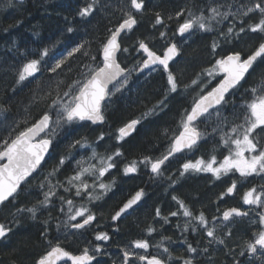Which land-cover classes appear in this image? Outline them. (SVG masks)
<instances>
[{
	"label": "trees",
	"instance_id": "trees-1",
	"mask_svg": "<svg viewBox=\"0 0 264 264\" xmlns=\"http://www.w3.org/2000/svg\"><path fill=\"white\" fill-rule=\"evenodd\" d=\"M91 2L92 0L34 1L26 4L18 17L2 21L0 106H3L5 110L0 111V141L8 137L9 133L14 137L19 131L38 121L45 112L49 113L54 122L57 117L55 109L50 108L52 101L57 98L58 92L63 96V92L67 90V84L74 80H82V73H87L89 68L102 66V45L111 35L109 30L114 31L127 18V12L133 13L137 23L131 31H126L120 38L121 51L118 61L129 71V78L127 85L119 91L113 92L114 94L105 102L103 106L104 124L92 126L91 123L82 121L63 124L57 128L56 135L52 138L51 153L48 154L42 166L28 179L27 183L21 186L19 194L14 200L11 199V203L7 202L1 206L0 223L10 227L12 231L0 248V264H32L34 257L41 250L42 239L40 236L44 234L43 224L45 221H49L52 227L54 222L66 217L69 206L65 205L61 199L58 200V203L54 201L50 208L39 209L41 213L35 219L30 220L31 217L26 216L25 220L22 219L21 225L15 226L13 219L15 220L17 213H24L17 212L18 208H39L38 202L42 201V189L44 191L48 189L47 192H49L50 187L55 192L54 196L50 195L54 199L64 197L65 200L73 199L74 201L76 198L73 206L77 205L80 200L78 196H75L76 189L71 188L69 192L64 190L71 187L68 184V179L74 176L81 167L89 168L94 165L99 169L102 166L101 158L112 155L117 149L123 155L114 157L116 167L101 177L106 181H112V186L110 190L100 196L101 199L97 200V204H94L93 213L96 219L85 230H82V233L72 232L67 236L81 235L95 239L97 233L105 232L108 234L109 240H95L107 247L122 246L131 235L129 237L131 239L146 238L147 229L152 227L155 229L153 232L155 236L146 238L150 244L151 252L156 251L152 248L157 241L170 237V241L164 240L168 241L171 248H178L175 257L185 255L187 244L184 241L187 240L197 248V253H193L195 258L193 264L202 263L205 259H210L208 262L213 264H232L238 259L241 251L245 252L246 244L252 240L253 233L250 232L249 223L241 222L231 235H221L219 233L220 226L216 225L217 236L228 237L227 242L225 244L216 242L209 244L210 238L205 235L197 221L193 220L189 230L183 231L184 224L180 219L183 209L179 207L176 200H173V196H175L178 200L184 201L195 215L203 212L206 217V213L210 212V214L213 213L210 217L216 216V211L224 202L219 199L221 196L218 193L221 186L222 190L223 187L228 186V178L218 181L207 177L204 172L185 173L184 176H180L182 165L190 158L189 151L175 155V158L173 156L162 167L166 182L158 176L151 175L149 168H143L133 174H124V167L133 160L140 161L145 156L156 159L166 154L172 139L181 130V121L186 118V112L189 113L198 98L192 99L189 94L176 91L168 94L165 105L157 108L155 114L149 115L146 119L143 118L144 113L164 99L168 85L167 73L161 68L143 75L136 74L144 59L143 54L138 51V46L139 41L143 40L151 50L161 54L169 44L176 43L181 54L180 58L171 65L170 70L176 74L180 86H187L205 70V67L212 68L217 59L229 53L239 51L242 56L251 54L261 42H264V36L246 30L244 33H240L239 38L234 37L231 43H227L225 35L222 36V33H226V26L222 21L221 24L215 25L212 33L191 34V36L185 37L188 39L186 40L177 32V28L187 19L186 12L191 4L179 1L174 3V0H167V2L160 0V2L153 3L147 1L144 4L146 7L138 13L131 8L130 0H97L92 13L81 17L80 9ZM181 12L183 15L178 17L177 13ZM157 13H160L162 24H156L155 15ZM168 16L171 17L170 20ZM68 28H72L73 31L69 32ZM219 31H221L220 35L217 36L216 33ZM162 32L165 33L163 37L160 35ZM218 39H220L218 43L222 44L216 52H213L212 44ZM81 44L84 45L81 52L70 57L61 69L56 73L49 71V68L54 66L57 60L66 57L72 48ZM124 48H128L129 51H122ZM45 49L48 50V55L41 60ZM84 52H87L88 55H84ZM93 57L96 59L93 60ZM32 59L41 60L40 71L34 77H29L26 81L17 84L18 72L24 64ZM252 69L242 83L228 94L227 103H223L218 108L220 110L219 117L215 115V118L209 123L202 119L198 121V129L203 134L209 132V136L206 134L205 137H202L192 150L195 153L192 158L205 159L213 155L216 158H222L227 153L228 149L222 145L220 140V131L221 129L223 131L226 128L230 129L231 126L243 122L245 104L252 98L251 89L258 87L264 78V61L258 60ZM218 80L219 77L213 85ZM60 81L64 83L58 89L57 84ZM63 99L67 101L69 98L63 97ZM215 113L217 114V111L213 114ZM133 119L140 120L138 129L131 136L118 140V129ZM17 125L19 126L17 127ZM214 128L217 131L214 132ZM101 133L104 136L102 140L98 139ZM76 141H82L84 146L77 144L75 147H69ZM61 157L65 158V163L59 167V171L55 175L50 176L49 173L58 165ZM89 175L92 180L96 177L100 178L95 171ZM89 175L86 173L82 179H86ZM261 177L260 175L258 177L253 175L252 179L250 177L251 186L261 187L264 185V177L262 179ZM211 185L213 186L211 187ZM139 188H144V197L134 208L133 213L135 214L130 218L132 221L125 220L124 216L116 224H113L111 221L113 214L123 205V202L125 203L135 192L139 191ZM62 203L63 205H61ZM59 205L61 206L58 207ZM224 207L223 205L222 209ZM157 209H160L161 217H170L171 212H178V220L173 222L175 220L171 218V223L158 224L155 216ZM192 226L197 227L196 232L191 230ZM123 234L126 237H123ZM172 242H177L178 245L172 246ZM205 247L208 248L207 253L202 251ZM229 248L234 249L229 252ZM169 251L172 252L171 249ZM231 255H234L232 261L229 259ZM95 264H108V262L103 258L97 260Z\"/></svg>",
	"mask_w": 264,
	"mask_h": 264
},
{
	"label": "snow or ice",
	"instance_id": "snow-or-ice-1",
	"mask_svg": "<svg viewBox=\"0 0 264 264\" xmlns=\"http://www.w3.org/2000/svg\"><path fill=\"white\" fill-rule=\"evenodd\" d=\"M97 0H92L85 7L81 8L79 15L86 17L90 15L94 9ZM130 6L136 12H140L144 8V0H130ZM220 7H211L209 9L211 15L205 16L203 13L196 16L193 13H189V18L184 20L182 24H179L177 32L183 36L189 33L193 29H199L201 31H211L212 21H216L217 17L221 19H227L230 15L244 16L247 17L250 13L259 12L260 19L257 23L250 24L248 30L252 33L264 34V0H256L253 6H241L236 13L230 11L231 5H228L229 11H220ZM183 13H177V16H182ZM127 18L113 31L108 37L106 43L102 45L103 61L102 66L95 68H89L87 73H82V80H74L67 84V90L63 92V96L57 93V98L52 101L50 108L56 111V120L53 122L52 117L48 112H45L41 118L33 123L31 126L24 128L19 131L14 137L9 133V136L0 141V161H6L0 163V205H5V202L11 203L9 198L13 200L19 194L18 190H21V185L28 182V178L42 166V161L45 159V154L48 152L50 145L52 144V138L56 135L57 128H60L63 124H73L82 121H91L93 124L102 123L105 119L103 114L102 102L106 98L110 97L113 93V89H110L109 84L113 85L115 91H119L120 87L127 83V77L124 76L125 69L120 66L117 62L116 55L121 51L120 44L118 43V36L124 30L131 31L133 26L137 23V20L131 12L126 13ZM171 19V17H169ZM163 21L160 18L159 13L156 14V24H162ZM243 24V20H241ZM69 32L73 31L72 28L67 29ZM246 29L240 27L239 32L235 33V37L239 38L240 33H244ZM161 37L165 33L160 34ZM227 38L233 35V27L227 29V33H222ZM84 45L81 44L74 47L67 53L66 57L57 60L54 66L49 68V71L56 73L61 69L70 57H73L75 53L81 52ZM218 47L214 41L212 44L213 52ZM139 50H142L146 54V59L143 60L142 68H149L152 65H160L163 70L167 73V91L164 99L159 101L152 109L143 114V118H147L149 115L155 114L156 109L165 105L168 99V94L174 93L178 90L179 83L176 74L169 69V62L179 55V49L175 43L170 44L163 51L162 55H158L155 51L151 50L145 41H139ZM122 51L127 52L128 49L124 48ZM88 55L87 52L83 53ZM48 55V50L45 49L42 53L41 60L44 56ZM93 60L96 58L93 57ZM41 60L32 59L23 65L22 69L17 74L16 83L20 84L26 81L29 77H34L37 72L40 71ZM264 61V42H261L258 47L246 58L242 56L239 51L229 53L228 55L217 59L211 69L205 70L208 76L218 75L223 73V79L212 88L207 95H201L191 109V112H186V118L181 121V130L178 135H175L172 139L166 154L160 158L152 159L151 157L145 156L142 160H133L130 164L126 165L123 169L124 174L136 173L138 171V165L143 164L145 167H150V171L155 176L163 175L162 166L169 157L175 153L183 152L185 149L192 150L198 145V141L202 139L203 133L197 130L193 125V122L198 117L208 113L209 109L216 105L227 103L225 99L226 93L231 89H236L249 73V70L253 68L254 64L258 61ZM88 67V66H86ZM71 69L69 68V71ZM123 77V79H120ZM63 81L58 82L57 88L63 84ZM193 84H197L198 81L194 80ZM51 95V93H49ZM252 98L245 104V114L243 117V123L237 124L231 127L230 132H222L220 140L222 145L228 149V155L223 157V160L219 162L218 166L215 155L211 156L208 161L198 159L194 163L188 161L182 165V171L180 176H184L188 172H210L216 179H220L222 175L229 173H239V178L247 180L253 175H264V78H262L258 87L251 89ZM63 97L69 99L65 101ZM3 106H0V111H4ZM217 116L220 115V110L217 109ZM54 123V127L52 126ZM140 123L139 119H133L124 127L118 129V140H123L129 135L130 131ZM19 125H17L18 127ZM14 131V130H13ZM213 131H217L216 128ZM222 131V129H221ZM43 134V135H42ZM103 133H101L98 139H103ZM86 139V138H85ZM77 144L84 146L82 141H76L75 144L69 147H75ZM247 153V155H246ZM123 154L117 149L112 155L106 158H101V167L96 169L94 165L89 168L81 167L74 176L68 179V184L71 186L65 188V192L71 191V188H75V196L87 195L89 202L92 200H99V195L93 196L88 190V183L82 179V177L88 173L97 172L99 177H102L110 169L116 167L114 157H120ZM95 156V153H94ZM65 163V158L61 157L59 163L53 168L49 175H55L59 171V167ZM75 182H79L78 184ZM63 186V185H61ZM43 187V185H41ZM110 185H106L103 182L99 184V188L105 192L110 190ZM237 188V183L234 180L226 190V193L221 194V198L225 194H231ZM261 191L257 192L256 187L250 188L243 195V203L246 205H256L264 208V185L261 186ZM143 191L136 192L135 196L129 199L123 206L112 216V220L115 221L125 214L133 205L143 196ZM54 196L55 192L51 190L49 193H45V199L38 203L44 207L51 202L49 197ZM62 201L67 203L68 208V221L65 222L66 227L73 229H83L96 219L95 214L86 207H77L73 210L74 201L71 199L65 200L64 197H60ZM173 200H176L179 207L183 209V216L188 217L189 220L185 223L183 231L187 232L189 227L192 225V221H197L199 227L203 229L205 235L210 238L208 243L212 244L216 242L218 244H225V240L216 234L215 227H209V222L205 217L204 213L201 212L199 215H195L182 200H178L177 197L173 196ZM28 212L32 218H36L37 208H24L17 209V212ZM63 211V208H61ZM156 215L160 216V209L156 210ZM171 216H177L178 212H171ZM248 213L241 211L238 208H230L223 212V221H230L233 217H245ZM259 215V230L253 233L254 239L246 244L247 251L251 254H256L258 251L264 255V212L258 213ZM77 217H81L82 220L77 223H69L70 221L77 220ZM167 223V217H163ZM45 223H47L45 221ZM59 227V226H58ZM179 227V225H177ZM193 232L197 231V227L192 226ZM12 229L5 224L0 223V239L7 238L8 234ZM149 235L155 231L154 228L149 227L147 229ZM227 235H231L230 232ZM95 239L98 241H107L109 236L105 232H99L96 234ZM164 239L171 240L170 237ZM187 244L186 251L188 253H197V248L193 247L187 240L184 241ZM135 249H142L147 251L150 244L147 240L138 239L132 242ZM158 248H163V253L168 254L167 260L157 255H139L134 251L125 249L123 252V264H131V258L135 257L139 261L146 262V264H167L168 260L176 259L182 262V264H193L191 258L175 257L173 258L169 249L163 246V243L157 245ZM95 252L100 253L101 248L97 246L94 249ZM203 252L207 253L208 248L205 247ZM240 255H244L241 251ZM67 258L72 264H90L93 260V256L89 255L88 249L85 248L81 255H72L64 248L60 247L59 243L55 247H52L44 256H41L36 264H56V261Z\"/></svg>",
	"mask_w": 264,
	"mask_h": 264
},
{
	"label": "rangeland",
	"instance_id": "rangeland-1",
	"mask_svg": "<svg viewBox=\"0 0 264 264\" xmlns=\"http://www.w3.org/2000/svg\"><path fill=\"white\" fill-rule=\"evenodd\" d=\"M199 3V4H198ZM221 5H223L224 7H220V11H229V8H228V5H231L232 7L230 8V11L232 12V13H236L237 12V10L238 9H241V6L243 5V6H248V7H250L251 6V2H249V0H206L204 3H201V2H197V3H193V4H191L190 5V7H189V10H188V12H187V14H186V16H188L187 17V19L189 18V13L191 12V13H193V14H195L196 16H199V15H201V13H203L205 16H209V15H211V13H210V11H209V9L211 8V7H218V6H221ZM12 7V5L9 3V1L7 0V1H5V2H3V7H2V11H4V10H9L10 8ZM242 10V9H241ZM252 15H251V13L247 16V17H244V16H240V15H236V16H232V15H230L227 19H221L220 17H217V20H219V23L218 24H221V22L222 21H224V25L226 26L225 27V31H226V33H227V29L231 26V27H233V35L232 36H228L227 38L224 36V35H222V36H224V38H226V41H227V43L228 42H232L233 40H234V37H235V33L236 32H239V29H240V27H244L246 30H248V27H249V25L250 24H254V22H253V20H252V17H251ZM241 20H243V24H241ZM215 25H217V22L216 21H212V30L211 31H201V30H199V29H193V30H191L189 33H187V37L188 36H191V34H197V33H202V34H205V33H212L213 32V29L215 28ZM249 31V30H248ZM221 31H219V32H217L216 34H217V36H219ZM261 35H263L264 36V34H261ZM186 37V36H185ZM186 37V38H187ZM185 38V39H186ZM186 40H188V39H186ZM220 41V39H218L217 41H216V43H217V45H218V47L216 48V50H215V52L217 51V49H219V47H220V45L222 44V43H218ZM128 49V48H127ZM129 51V50H128ZM127 51V52H128ZM208 69H211V68H209V67H205V70H208ZM155 70H157V69H155ZM203 71V72H201L200 74H198L196 77H195V79L194 80H196V81H198V83L197 84H193L192 82L194 81H192L191 83H189L187 86H180V84H179V87H178V90L177 91H180V92H182V94H189V96L193 99L194 97H200L203 93H205V92H207L208 90H210L212 87H213V83L217 80V77H219V78H221V75L220 74H218V75H214V76H208L207 75V72L206 71ZM128 78H129V76H127V80H128ZM127 85V83L125 84V85H123V86H120V85H117L118 87H120V89H122L123 87H125ZM113 92L115 93V92H117V91H115V89L113 88ZM171 94V93H170ZM215 115L217 116V114L215 113V114H213L212 115V119H214L215 118ZM209 122H211V121H208V123ZM243 123V122H242ZM55 126V125H54ZM53 126V127H54ZM234 126V125H233ZM232 127V126H231ZM231 129V128H230ZM230 129H228V128H226L224 131L222 130V131H220V134H222V132H230ZM202 132V131H201ZM206 134L209 136V132L207 133V132H205L204 133V135H203V137H205L206 136ZM262 142H264V141H262ZM189 156H190V158H188V161H192L193 163L196 161V160H198V159H202V158H192V157H194L195 156V153H194V151H189ZM225 155H228V151H227V153L225 154ZM225 155H223V157L225 156ZM246 155H247V153H246ZM223 157L221 158V157H217L216 158V161H217V164H215V165H213L214 167H216V166H218V164H219V162L220 161H222L223 160ZM211 158V156H208L207 158H205V159H203V160H205V161H208L209 159ZM187 161V162H188ZM131 163V162H130ZM130 163H128V164H130ZM128 164H126V165H128ZM143 168H149V170H150V167H145L143 164H139L138 165V170H141V169H143ZM97 169V168H96ZM97 173V172H96ZM188 173H194V172H188ZM205 174H206V176L207 177H209V178H214V179H216V177L215 176H213L212 175V173H210V172H204ZM87 175H89L88 173H87ZM262 177H261V179L264 177V175H261ZM159 178H161L162 180H164L165 182H166V180L167 179H165L166 178V176L163 174L162 176H158ZM224 178H228L227 180H229V184H228V186H230L231 184H232V182L235 180L236 181V183H237V189H241V188H245V191H248L250 188H252V186H251V184H250V177L247 179V180H242V179H240L239 178V173H235V174H233V173H229V174H227V175H222L221 176V178L220 179H216V180H218V181H221V180H224ZM83 180H85L87 183H88V185H89V192L93 195V196H97V195H99V196H101L105 191L103 190V189H100L99 188V184L101 183V182H103L104 184H106V185H110V186H112V181H106V179H102L101 177L100 178H98V177H96V179L95 178H93V180H92V177L89 175L86 179H83ZM257 188V192H260L262 189H261V187H256ZM47 190L48 189H46V191H44V189H42V201L45 199V193H49V192H47ZM29 191H31V190H29ZM241 197L243 196V195H240ZM49 199H50V203L47 205V207H49L50 208V206L52 205V203L54 202V201H56V203H58V200H60V198H56V199H54L52 196H50L49 197ZM73 200V199H72ZM76 200V198H74V201ZM79 200H80V202L79 203H77V205H74L73 206V210H75V208H77V207H81V206H83V207H86V208H88V209H90L91 210V212L93 213V211H94V204H97V200H92L91 202H89V200H88V198H87V195L86 194H84V195H82V196H79ZM61 205H63V203L61 204ZM61 205H59L58 207H60ZM65 205H67V203H65ZM47 207H44V206H42V205H40L39 206V208L38 207H36L37 208V213H36V216H38L39 215V213H41L40 211H39V209H41V208H47ZM250 210H251V213L252 214H256L257 215V220H255L256 221V223L259 225V215H258V213H261V212H264V208H261V207H259V206H256V205H251L250 206ZM21 213V212H20ZM162 214V213H161ZM25 216V217H24ZM26 216L27 217H31V219L30 220H33V218H32V216H31V214L30 213H28V212H24V213H21V214H18L17 213V217L15 218V220L13 219V225H15V226H18V225H21V223H22V221L23 220H25L26 219ZM156 218H158V216L156 217ZM167 218H169V219H171V218H174V220H175V222L178 220V217L177 216H170V217H167ZM23 219V220H22ZM180 219L182 220V223L185 225V223L189 220L188 219V217H184L183 216V214L180 216ZM82 220V218L81 217H77V220H75V221H70L69 223H77V222H79V221H81ZM156 220H158V219H156ZM172 220V219H171ZM66 221H68V213H67V215H66V217L65 218H61L60 220H58V222H54L52 225V227L50 226V222L49 221H47V223H44L43 225L45 226H47V227H49V230L52 228V230H50V234L51 233H53L52 235H63V236H67V235H70V234H72V232H74V233H76V234H78V231L77 232H75L76 230L75 229H73V228H71L70 226L69 227H66L65 226V222ZM174 222V221H173ZM245 222H248V220H246ZM158 223H160V224H162L161 222H159L158 221ZM59 226V227H58ZM219 226V225H218ZM228 226V229H230V227H229V224L228 225H226V227ZM51 227V228H50ZM87 227H85L84 229H86ZM153 236H155V234H153V233H151V235H149V233L147 232V237H153ZM146 237V238H147ZM146 238H140V239H144V240H146ZM224 240H225V242H227V238L228 237H222ZM138 240V239H137ZM161 243H163V246L164 247H167L168 249H171V253L173 254V258H175V252L177 253V251H178V248H171L170 247V244L168 245V241H166V240H164V239H161V240H159V241H157L155 244L156 245H153V247L154 248H152V249H156V251H154V252H151V253H154V254H156V255H158V256H161L162 258H164V259H166L167 260V255L168 254H165V253H163V248L161 247V248H158L157 247V245H160ZM175 246L176 247V245H178L177 244V242H172V246ZM149 249H150V247H149ZM227 249V248H226ZM230 250H229V252L231 251V249H234V248H229ZM228 250V249H227ZM170 252V251H169ZM171 254V255H172ZM182 257H186V258H191L192 260H193V263L195 262V258H194V256H193V253H188L187 251H185V255L184 256H182ZM201 258V257H200ZM229 259H231L230 261H232L233 259H234V255H231V256H229ZM204 262H202V263H198V264H213L212 262H208V261H210V259H205V260H203ZM167 264H182V262L181 261H179V260H176V259H172V260H168L167 261Z\"/></svg>",
	"mask_w": 264,
	"mask_h": 264
},
{
	"label": "flooded vegetation",
	"instance_id": "flooded-vegetation-1",
	"mask_svg": "<svg viewBox=\"0 0 264 264\" xmlns=\"http://www.w3.org/2000/svg\"><path fill=\"white\" fill-rule=\"evenodd\" d=\"M5 1H7V0H0V26H1L0 27V33L2 31L1 30L2 29V21L4 19L18 17L21 9L26 4L34 2V1H39V0H22V1L8 0L9 3L12 5V7L9 10L2 11L3 2H5ZM147 1L148 0H144V4ZM156 1L160 2V0H156ZM174 1H177V0H174ZM178 1L183 2V3L193 4V3H197L198 1L201 3H204L206 0H187L186 2H185V0H178ZM148 2H155V0L154 1L149 0ZM249 2H251V6H253V4L256 2V0H249ZM186 14H187V12H186ZM251 15H252L251 17H252L253 22L257 23L260 19V13L254 12V13H251ZM256 34L261 35V33H256ZM202 120H204V122H207V123H208V121H211L212 120V113L210 116H209V114L204 116L202 118ZM197 123L195 124V126H198ZM227 187H229V186H227ZM227 187H224L223 191H222V188L220 189L221 191L219 190L221 192V193H219V196H221L222 193H226ZM237 188L234 190L233 193L225 194L223 196V198L219 197V199L222 202L223 201L224 202L218 208V211H216V216L210 217V215H213V213L212 214H210V212L206 213L207 214L206 218L209 222V227H215L216 228V225H219L220 229H221L219 231V233L221 235L227 234L228 232H230L232 234L235 227L238 226L241 222H245L246 220H248L249 224L248 223L247 224L250 228L251 233L257 232L259 230L260 225H258L255 221V220H257V215L256 214L254 215L251 213L250 205L244 204L243 203V196L242 197L240 196V195H244V193L246 192L245 188H241V189H237ZM223 205H225L226 207H224L222 209ZM230 208L241 209V211L243 210L244 212H247L248 215L246 217H233L230 221H223V219H222L223 212L230 209ZM134 211L135 210L133 208V210H131L125 216V220H130L131 216L133 214H135V213H133ZM160 213H161V211H160ZM155 216L157 217L156 213H155ZM164 217H167V216H164ZM157 219H158L157 223H158V221L161 222L162 224H167L168 222H170V223L172 222L171 219L167 218L168 222L166 223L164 221L163 217H161V215L158 216ZM228 224H229L230 229H228V226L226 227V225H228ZM75 230H76L75 232L78 231V234H80V233H82V230H85V229L83 228V229H75ZM43 231H44V234L40 236L42 239L41 250L34 257L32 264H36V261L41 256H44L48 251H50L52 247H55L57 245V243H59L60 247L64 248L66 251L70 250V253L73 255H81L83 253L84 249L87 248L89 255H92L93 259H94V261L91 264H95L97 262V260H101L103 258L107 259L108 264H123V252L125 249L134 251L135 253H137L139 255H149V256L156 255L154 253H151V250H149V249L147 251H144L142 249H135L133 247L132 242L137 240V239L128 238V241L122 246L107 247L105 244H103L101 242H97L92 237L87 238V237L81 236V235H78V236H75V235H73V236L50 235L49 234V232H50L49 227H47L46 225L45 226L43 225ZM6 239H8V237L5 239H2V241L0 242V248L4 245V240H6ZM253 239H254V237L252 236V240ZM97 246H99L101 248L100 253H97L94 251V249ZM73 252H75V253H73ZM59 264H71V263L69 261H64V262H61ZM131 264H146V262L139 261L138 259L133 257V258H131ZM232 264H264V255H262L259 251L256 254H251L247 251V248H246L244 255L239 254L238 259L235 260Z\"/></svg>",
	"mask_w": 264,
	"mask_h": 264
},
{
	"label": "water",
	"instance_id": "water-1",
	"mask_svg": "<svg viewBox=\"0 0 264 264\" xmlns=\"http://www.w3.org/2000/svg\"><path fill=\"white\" fill-rule=\"evenodd\" d=\"M19 1H22V0H19ZM135 26V25H134ZM133 26V27H134ZM126 31H128V30H124V31H122L121 33H120V35L118 36V38H117V40H118V43L120 44V38L122 37V35L126 32ZM187 34V33H186ZM186 34H184L183 36H185ZM120 47H121V45H120ZM178 48V47H177ZM166 49V48H165ZM179 49V48H178ZM138 50H139V46H138ZM139 52H141L143 55H144V59H146L147 57H146V54H144L143 52H142V50H139ZM119 53L120 52H118L117 53V55H116V59H117V62L119 63V61H118V55H119ZM158 54V53H157ZM158 55H161V54H158ZM179 57H180V50H179V55L178 56H176L174 59H173V61H170L169 62V69H170V66L175 62V61H177L178 59H179ZM247 56H245L244 58H246ZM102 61H103V54H102ZM143 63V62H142ZM120 64V63H119ZM120 66L122 67V68H124L121 64H120ZM157 67H160V68H162L163 69V67L162 66H160V65H152V66H150L149 68H143V70H141V68H142V64L140 65V67L138 68V70H137V75H143V74H146V73H149L150 71H152V70H154V69H156ZM125 69V68H124ZM250 71V70H249ZM128 74V70L127 69H125V72H124V76H126ZM221 75H222V78L221 79H223V73H221ZM246 76H247V74H246ZM120 79H123V77H121ZM220 79V80H221ZM220 80H219V82H220ZM219 82H217L212 88H214V87H216V85L219 83ZM242 82V81H241ZM109 88H111V87H113V85L112 84H109V86H108ZM212 88L210 89V90H208L205 94H203V95H207V93L208 92H210L211 90H212ZM233 89H231V90H229V92L228 93H226V95H225V98H226V96L232 91ZM107 99L108 98H106V100L104 101V102H102V108H103V105L105 104V102L107 101ZM198 100H199V98H198ZM222 104H223V102H222ZM221 104V105H222ZM221 105H216V106H214L213 108H210L209 109V113L211 112V111H213V110H215V109H217L218 107H220ZM194 106V105H193ZM191 112V111H190ZM189 112V113H190ZM208 113H205L204 115H202V116H200V117H198L197 118V120H195L194 122H193V125L200 119V118H202L203 116H205V115H207ZM87 122H89V123H91L93 126H101L102 124H104V122H105V119H104V121L102 122V123H96V124H93L91 121H87ZM130 122V121H129ZM129 122H127L126 124H128ZM126 124H124L123 126H121V127H124ZM138 125L139 124H137L136 126H135V128L133 129V130H131L130 131V133H129V135L128 136H126L125 138H127V137H129V136H131L134 132H135V130L137 129V127H138ZM120 127V128H121ZM198 130V129H197ZM199 131V130H198ZM119 134V133H118ZM43 135V134H42ZM199 142V141H198ZM51 147H52V144L50 145V147H49V150H48V152L45 154V159H46V157L48 156V154L50 153V151H51ZM187 149H185L184 151H186ZM183 151V152H184ZM180 153H182V152H180ZM180 153H175L173 156H175V155H178V154H180ZM173 156H171V157H169V159H171ZM45 159H44V161H45ZM44 161H42V164L44 163ZM4 162H6V161H0V163H4ZM167 162V161H166ZM165 162V163H166ZM164 166V165H163ZM162 166V167H163ZM40 168V167H39ZM39 168L37 169V171L39 170ZM36 171V172H37ZM36 172H34L33 174H35ZM150 174L151 175H153L152 173H151V171H150ZM30 178V177H29ZM28 178V179H29ZM23 185V184H22ZM21 185V186H22ZM19 191V190H18ZM139 191H141V190H139ZM143 191V190H142ZM138 192V191H137ZM135 194H136V192L129 198V199H131L133 196H135ZM143 197V196H142ZM142 197H141V199H142ZM10 200L12 199V198H9ZM128 199V200H129ZM141 199L137 202V204H135V205H133V207L131 208V209H129L125 214H127L129 211H131L136 205H138L139 203H140V201H141ZM127 200V201H128ZM126 201V202H127ZM125 202V203H126ZM5 203H7V202H5ZM2 205H0V207H1ZM123 206V205H122ZM121 206V207H122ZM120 207V208H121ZM119 208V209H120ZM119 209L117 210V211H119ZM125 214H122L121 215V217L120 218H118L117 220H115V221H113L112 220V222L113 223H117ZM115 215V214H114ZM2 239H0V241H1ZM73 255V254H72ZM64 261H69L71 264H72V262L70 261V260H68L67 258H63V259H61V260H58V261H56V264H59V263H61V262H64ZM94 261V259L90 262V264L92 263Z\"/></svg>",
	"mask_w": 264,
	"mask_h": 264
},
{
	"label": "bare ground",
	"instance_id": "bare-ground-1",
	"mask_svg": "<svg viewBox=\"0 0 264 264\" xmlns=\"http://www.w3.org/2000/svg\"><path fill=\"white\" fill-rule=\"evenodd\" d=\"M148 1H149V0H148ZM153 1H154V0H153ZM155 1H156V0H155ZM161 1H162V0H161ZM168 1H169V0H168ZM172 1H173V0H172ZM177 1H178V0H177ZM186 1H187V0H185V2H186ZM163 2H164V1H163ZM166 2H167V0H166ZM198 2H199V1H198ZM109 3H110V2H109ZM118 3H119V2H118ZM145 3H146V2H145ZM152 3H153V2H152ZM152 3H151V5H152ZM156 3H157V2H156ZM168 3H169V2H168ZM174 3H175V1H174ZM178 3H179V2H178ZM162 4H163V3H162ZM198 4H199V3H198ZM183 5H184V4H183ZM154 6H155V5H154ZM154 6H153V7H154ZM174 6H175V4H174ZM144 7H146V6H144ZM185 7H186V6H185ZM150 8H151V7H150ZM175 8H176V7H175ZM177 8H178V5H177ZM181 8H182V7H181ZM181 8H180V9H181ZM147 9H149V8H147ZM158 9H159V8H158ZM185 9H186V8H185ZM119 10H120V9H119ZM151 10H153V9H151ZM176 10H179V9H176ZM183 10H184V9H183ZM147 11H148V10H147ZM120 12H121V11H120ZM134 12H135V11H134ZM140 12H141V11H140ZM155 12H156V11H155ZM155 12H154V13H155ZM160 12H161V11H160ZM175 12H176V11H175ZM179 12H180V11H179ZM182 12H183V11H182ZM138 13H139V12H138ZM147 13H148V12H147ZM132 14H133V13H132ZM143 14H144V13H143ZM152 14H153V13H152ZM165 14H166V13H165ZM146 15L148 16V14H146ZM159 15H160V13H159ZM144 16H145V15H144ZM147 16H146V17H147ZM153 16H154V15H153ZM155 16H156V15H155ZM163 17H164V16H163ZM168 17H169V16H168ZM172 17H173V16H172ZM149 18H150V17H149ZM135 19H136V18H135ZM163 19H164V18H163ZM8 20H9V19H8ZM8 20H7V21H8ZM169 20H170V19H169ZM10 24H12V23H10ZM13 24H14V23H13ZM146 24H147V23H146ZM170 24H171V23H170ZM147 25H148V24H147ZM0 27H1V26H0ZM5 27H6V26H5ZM5 27H4V28H5ZM12 27H13V25H12ZM9 29H10V28H9ZM9 29H8V30H9ZM1 30H2V29H1ZM5 30H6V29H5ZM152 31H153V30H152ZM7 32H8V31H7ZM12 34H13V33H12ZM14 37H15V36H14ZM21 38H22V37H21ZM5 39H6V38H5ZM9 39H10V38H9ZM11 39H13V38H11ZM55 40H56V39H55ZM8 42H9V41H8ZM55 42H56V41H55ZM57 43H58V42H57ZM3 44H4V43H3ZM13 45H14V44H13ZM26 45H27V44H26ZM48 45H49V44H48ZM55 45H56V44H55ZM151 48H152V47H151ZM24 49H25V48H24ZM205 53H206V52H205ZM249 55H250V54H249ZM246 56H247V55H246ZM252 70H253V69H252ZM157 71H158V70H157ZM63 74H64V73H63ZM64 76H65V75H64ZM60 80H61V79H60ZM29 87H30V86H29ZM141 95H142V94H141ZM160 96H161V95H160ZM133 101H134V100H133ZM145 106H146V105H145ZM147 106H148V105H147ZM147 106H146V107H147ZM178 108H179V107H178ZM143 110H144V109H143ZM178 110H179V109H178ZM190 110H191V109H190ZM165 112H166V111H165ZM170 113H171V111H170ZM167 114H168V113H167ZM177 115H178V114H177ZM174 116H175V115H174ZM172 118H173V117H172ZM176 119H177V118H176ZM172 120H173V119H172ZM92 126H93V125H92ZM3 129H4V128H3ZM137 129H138V128H137ZM137 129H136V130H137ZM1 133H2V132H1ZM51 149H52V148H51ZM190 151H191V150H190ZM50 153H51V152H50ZM131 157H132V156H131ZM135 158H136V157H135ZM174 158H175V156H174ZM168 162H169V161H168ZM260 176H261V175H260ZM257 177H258V175H257ZM147 178H149V177H147ZM251 179H252V177H251ZM198 184H199V183H198ZM203 184H204V182H203ZM199 185H200V184H199ZM145 186H146V184H145ZM212 186H213V185H211V187H212ZM201 187H202V186H201ZM179 188H180V187H179ZM204 188H205V187H204ZM215 188H216V186H215ZM221 188H222V186H221ZM227 188H228V187H227ZM139 189H141V188H139ZM143 189H144V188H143ZM223 189H224V187H223ZM178 190H179V189H178ZM210 190H211V189H210ZM215 190H216V189H215ZM222 191H223V190H222ZM191 193H192V192H191ZM209 193H210V192H209ZM213 193H214V192H213ZM219 193H221V192L219 191ZM219 193H218V194H219ZM157 194H158V193H157ZM159 194H160V193H159ZM210 194H212V193H210ZM215 194H216V193H215ZM150 195H151V194H150ZM160 195H161V194H160ZM164 195H165V194H164ZM191 195H193V194H191ZM216 195H217V194H216ZM216 195H214V196H216ZM156 196H158V195H156ZM156 196H155V197H156ZM212 196H213V194H212ZM203 197H204V196H203ZM207 197H208V196H207ZM207 197H206V198H207ZM156 198H157V197H156ZM164 198H165V197H164ZM192 198H193V197H192ZM210 198H211V197H210ZM210 198H209V199H210ZM157 199H158V198H157ZM165 199H166V198H165ZM206 200H207V199H206ZM206 200H205V201H206ZM158 203H159V202H158ZM158 203H157V204H158ZM123 204H124V202H123ZM197 205H198V204H197ZM225 205H226V204H225ZM225 205H224V206H225ZM120 206H121V205H120ZM160 206H161V205H160ZM166 207H167V206H166ZM225 207H226V206H225ZM240 210H241V209H240ZM242 211H243V210H242ZM145 212H146V211H145ZM146 214H147V213H146ZM146 214H145V215H146ZM137 215H138V214H137ZM137 215H136V216H137ZM142 215H143V214H142ZM142 215H141V216H142ZM162 216H163V215H162ZM138 217H139V216H138ZM245 217H246V216H245ZM103 219H104V218H103ZM133 220H134V218H133ZM130 221H132V219H131ZM139 221H140V220H139ZM174 222H175V221H174ZM128 223H129V221H128ZM133 223H134V222H133ZM138 223H139V222H138ZM147 223H148V222H147ZM130 224H131V222H130ZM131 225H132V224H131ZM141 227H142V226H141ZM145 227H146V226H145ZM125 228H126V227H125ZM125 228H124V229H125ZM142 228H143V227H142ZM129 229H130V228H129ZM139 229H140V228H139ZM122 232H123V231H122ZM130 232H132V231H130ZM135 232H136V231H135ZM139 232H140V231H139ZM160 232H161V231H160ZM117 233H118V232H117ZM119 233H121V232L119 231ZM128 233H129V232H128ZM173 233L175 234V232H173ZM173 233H172V234H173ZM121 234H122V233H121ZM174 234H173V236H174ZM130 235H131V234H130ZM122 236H123V237H126V235L124 236V234H123ZM131 236H132V235H131ZM131 236H129V237H131ZM135 236H137V235L135 234ZM175 236L178 237V235H175ZM119 237H120V236H119ZM129 237H128V238H129ZM175 238H176V237H175ZM123 239H124V238H123ZM176 239H177V238H176ZM176 239H175V241H176ZM130 240H131V239H130ZM177 241H178V240H177ZM63 247H64V246H63ZM66 249H67V248H66ZM68 251H69V253H70V250H68ZM71 252H72V251H71ZM73 253H75V252H73ZM148 256H149V255H148ZM141 263H142V262H141Z\"/></svg>",
	"mask_w": 264,
	"mask_h": 264
}]
</instances>
